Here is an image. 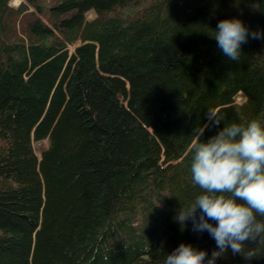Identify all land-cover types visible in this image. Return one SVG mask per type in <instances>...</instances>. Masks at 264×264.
I'll return each instance as SVG.
<instances>
[{"label": "trees", "instance_id": "trees-1", "mask_svg": "<svg viewBox=\"0 0 264 264\" xmlns=\"http://www.w3.org/2000/svg\"><path fill=\"white\" fill-rule=\"evenodd\" d=\"M47 5L0 0V264H163L181 240L210 254L207 231L174 217L200 191L197 129L264 118V39L232 60L208 32L228 15L264 28V0Z\"/></svg>", "mask_w": 264, "mask_h": 264}, {"label": "clouds", "instance_id": "clouds-1", "mask_svg": "<svg viewBox=\"0 0 264 264\" xmlns=\"http://www.w3.org/2000/svg\"><path fill=\"white\" fill-rule=\"evenodd\" d=\"M208 32L217 47L237 60L242 45L249 39H264V28H250L240 15L220 18ZM223 120L212 108L208 121ZM224 121V120H223ZM207 124L197 129L190 172L200 189L182 203L174 219L181 230L191 221L194 232L207 233L216 247L209 250L191 241L181 240L167 251L163 264H217V258L229 250L242 255L250 264L264 244V118L224 121L207 139H201Z\"/></svg>", "mask_w": 264, "mask_h": 264}, {"label": "rangeland", "instance_id": "rangeland-1", "mask_svg": "<svg viewBox=\"0 0 264 264\" xmlns=\"http://www.w3.org/2000/svg\"><path fill=\"white\" fill-rule=\"evenodd\" d=\"M51 1H53V0H41V2H42V5H43V7L44 8H46L48 5V3L49 2H51ZM21 3H22V0H11V5H13L14 7H19V6H21ZM28 9H26V12H30L31 11V7L28 5V6H26ZM137 8H139V7H136L135 5H131V6H128V7H126V8H120L119 10L121 11V13H122V16L125 18H132V17H134L136 14H137V10H139V9H137ZM29 16H24V17H22L23 19H25V18H28ZM127 18V19H128ZM20 31V30H19ZM21 32V31H20ZM244 97L241 95V94H238L237 95V99L238 100H241V99H243ZM36 146H37V149H38V151L42 148V147H45L46 146V142L45 141H38V142H36Z\"/></svg>", "mask_w": 264, "mask_h": 264}]
</instances>
